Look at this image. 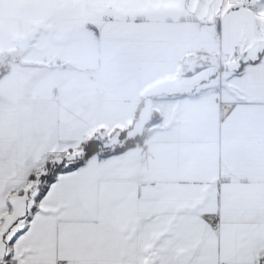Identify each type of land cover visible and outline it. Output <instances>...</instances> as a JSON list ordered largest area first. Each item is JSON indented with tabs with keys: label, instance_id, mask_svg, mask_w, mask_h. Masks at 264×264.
<instances>
[{
	"label": "snow or ice",
	"instance_id": "6c2138e0",
	"mask_svg": "<svg viewBox=\"0 0 264 264\" xmlns=\"http://www.w3.org/2000/svg\"><path fill=\"white\" fill-rule=\"evenodd\" d=\"M0 264H264V0H0Z\"/></svg>",
	"mask_w": 264,
	"mask_h": 264
}]
</instances>
